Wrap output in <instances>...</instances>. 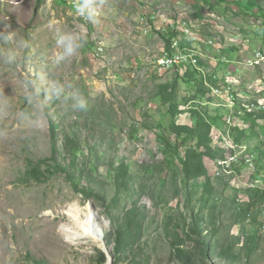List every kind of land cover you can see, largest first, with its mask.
Instances as JSON below:
<instances>
[{
	"label": "rangeland",
	"instance_id": "obj_1",
	"mask_svg": "<svg viewBox=\"0 0 264 264\" xmlns=\"http://www.w3.org/2000/svg\"><path fill=\"white\" fill-rule=\"evenodd\" d=\"M71 1L0 0V264H264V204L239 223L234 210L253 199L249 185L264 186V120L249 124L264 109V61L243 65L264 51V0H92L95 22ZM61 36L78 45L71 54ZM185 50L195 66L168 61ZM174 81V100L161 103L160 84ZM204 101L234 116L213 126V144L230 149L240 117L255 158L245 168L247 152L226 155L235 180L205 158L212 188L201 203L204 179L183 177L186 148L169 127L194 126Z\"/></svg>",
	"mask_w": 264,
	"mask_h": 264
},
{
	"label": "trees",
	"instance_id": "obj_2",
	"mask_svg": "<svg viewBox=\"0 0 264 264\" xmlns=\"http://www.w3.org/2000/svg\"><path fill=\"white\" fill-rule=\"evenodd\" d=\"M37 2H41V0H37ZM196 15L198 17L199 13L198 11L196 12ZM170 40H167L165 44V48L167 51H170ZM261 52H264L263 50ZM184 81H188L187 78L184 79ZM177 87V82L174 81L171 84H160L159 86V97H160V102L165 104L166 102H171L174 100V90H176ZM199 87V85H198ZM197 92H201V87L197 90ZM183 101H186L187 98L183 97ZM207 101V100H206ZM174 105V104H170ZM176 107L172 108L171 110V115L172 118L174 115L177 113L176 112ZM192 113H194L193 116V121H194V126H187V125H178V124H171L169 129L170 133L175 135V145L176 146H182L184 145L186 148L185 154H184V159H181V166H182V173L183 177L186 178L187 182L197 180L198 178H203L204 179V184L202 185L203 188V194L201 196V203H205L208 201L207 195L210 193V188H212V182L211 178L209 176L208 168L204 162V159L207 158L211 162L214 163H221V160L226 158L227 154H230L233 150L232 149H227L224 146L221 145H215L212 142L211 138V131L213 126L219 128V124L221 122L224 123L223 120V113L222 110L221 112H217L216 110L213 112H208L206 110V107H204V114L202 115L199 111H196L194 109H191ZM251 120L249 121V124L251 125V130L256 126L255 122L257 120H264V109L260 110L258 112H251ZM52 122V121H51ZM247 127H238V126H233L232 128H229L228 131L230 133L231 138L235 143H245V138H247ZM250 130V131H251ZM226 132V131H225ZM252 134L254 132L252 131ZM182 135V138L180 139ZM249 135V134H248ZM52 142H55L54 139ZM71 142V139L66 140L64 143V148H68L69 151L72 153L76 152L75 149H78V147L75 145L71 146L69 148V143ZM72 143V142H71ZM188 143H192V145H188ZM55 149V148H54ZM264 149V147H263ZM233 153H231L232 155ZM262 155L264 157V150L262 151ZM75 156V155H74ZM73 156V158H74ZM73 158L71 159L70 166H74V160ZM236 168V166H235ZM35 175H39L36 171H34ZM126 170H122V172H119L116 179L120 180L119 183H123L125 181V175ZM78 180H73L71 177V183L74 187V189L83 194L86 197H89L90 195H94L97 198H102L103 196L97 192L95 189L91 188L90 186H80V183H78ZM186 182V183H187ZM264 186L262 188H251V189H258V190H251V192L254 194L253 199L248 202H246L245 206L241 209V205L237 208H234L236 212V223L243 222L247 220V215H249L252 210L257 211V209L264 204ZM263 192V193H262ZM177 193V189H176ZM239 209V210H237ZM133 213L136 212V208H132L131 210ZM213 214H210V220L213 218ZM255 219H256V214H255ZM198 220L201 222V214L197 213L196 216H194V224L198 222ZM250 221H254L251 218H249ZM118 222V221H117ZM136 228H139V224H136ZM194 231H198V227L194 228ZM211 233L214 234L215 230H211ZM199 235H202V229L198 233ZM198 243L201 245H206L207 243L199 238ZM115 250H118L117 247ZM181 250V249H180ZM40 263V262H38Z\"/></svg>",
	"mask_w": 264,
	"mask_h": 264
},
{
	"label": "built area",
	"instance_id": "obj_3",
	"mask_svg": "<svg viewBox=\"0 0 264 264\" xmlns=\"http://www.w3.org/2000/svg\"><path fill=\"white\" fill-rule=\"evenodd\" d=\"M83 3L84 2H82V0H73V1L70 2L72 7L74 6L75 9H77L78 5H81ZM77 13H80V12L77 11ZM189 21H198V18L197 17L189 18ZM179 32L182 34L181 30H179ZM176 35H177V33H176ZM196 39H197L196 37H192L191 36V41H194ZM173 42H174V37H172V41L170 42V45H173ZM256 53L253 54V57L255 56V58L248 59V63L244 62L243 65L255 66V65H258L261 61H264V53H261L259 51L256 52ZM176 58H183V61H187L189 63H192L194 66L197 64V58L196 57H192V55L188 54L186 50H185V53H183V54H170L168 61L176 60ZM168 61H167V66H168ZM225 93L229 95L228 101H234V94H233L232 90H227V91H225ZM189 107H192V106H190V105L186 106V108H189ZM231 112H233V110H231ZM231 119L232 120L234 119L233 115H231ZM231 119L230 120H225V121H231ZM227 146L232 148V149H234V147H235L232 143L227 144ZM251 156L252 155L243 157L245 165L254 164ZM221 162H222V166H226V167L232 168L233 180H235L234 176L237 177V173H238L236 168L234 166H228V164H226V158L221 160ZM250 186H254V185H249V187Z\"/></svg>",
	"mask_w": 264,
	"mask_h": 264
},
{
	"label": "clouds",
	"instance_id": "obj_4",
	"mask_svg": "<svg viewBox=\"0 0 264 264\" xmlns=\"http://www.w3.org/2000/svg\"><path fill=\"white\" fill-rule=\"evenodd\" d=\"M77 11L80 12L82 15H85L87 19L92 20L93 22H95V19H96V7L92 3V0H85V2L83 4L78 5L77 6ZM57 43L58 44H61V45H65V38L63 36L59 37L57 39ZM75 47H78V45L73 46L70 43L67 44V45H65V47H64V54H71L75 50ZM259 52H261V51H259ZM261 53H264V52H261ZM252 57H253V54H252ZM60 58L63 59L64 58V55H62ZM255 66L257 67L258 65H255ZM232 92H233V94H235L234 93V90H232ZM60 94H61V89H56L55 90V95L56 96H59ZM166 103H168V102H166ZM204 103H205V101H204ZM260 104H262V102L261 103H258L255 106L256 109L253 112L260 111L259 108H258ZM206 106H207V103H205V107ZM76 107L79 108L80 110H85L87 108V104H86L85 101L81 100V101L78 102V104L76 105ZM220 108H221V106H220ZM223 120H224V117H223ZM224 124H225V120H224ZM230 149H232V148H230ZM232 150H234V149H232ZM235 166L236 165H234V167ZM231 176L233 177V175H231ZM253 187H255V186H250V188H253Z\"/></svg>",
	"mask_w": 264,
	"mask_h": 264
},
{
	"label": "crops",
	"instance_id": "obj_5",
	"mask_svg": "<svg viewBox=\"0 0 264 264\" xmlns=\"http://www.w3.org/2000/svg\"><path fill=\"white\" fill-rule=\"evenodd\" d=\"M234 105H235V104H234ZM245 110H246V109H245ZM251 116H252V115H251ZM242 121H243V119H242ZM239 122H241V118H240V117H239ZM239 122H238L239 127H243V126L240 125ZM235 127H236V126H235ZM232 144H233L234 146H237L239 149H241L242 152H247L246 154H253V156L255 155L254 152H253V150H251V149L248 147V145L245 144V143L240 144V143H235V142H233ZM254 158H255V156H254ZM242 166L245 167V168H247V165H246V166L242 165Z\"/></svg>",
	"mask_w": 264,
	"mask_h": 264
},
{
	"label": "bare ground",
	"instance_id": "obj_6",
	"mask_svg": "<svg viewBox=\"0 0 264 264\" xmlns=\"http://www.w3.org/2000/svg\"><path fill=\"white\" fill-rule=\"evenodd\" d=\"M235 125H237V124H235ZM235 125H234V126H235ZM250 155H252L251 158H252V160L254 161V156H253V154H244V155H242V156L240 155V159H242V160L244 161L243 157H245V156H250ZM234 159H235V157H231V160H230V161H234ZM244 164H245V163H244ZM227 169H228V168H227ZM222 170H223V172H225V173H229V172H230V171L226 172V171H227L226 168H223V167H222ZM218 173H219V172H218ZM76 213H77V212H76ZM83 226H84V224H83ZM88 229H89V228L87 227V228L85 229L84 232H85L87 235H91V233H90L91 230L89 229V230H90V231H89ZM94 231H95V230H94ZM68 232H69V231H68ZM77 234H78V233H77ZM82 234H84V233H82Z\"/></svg>",
	"mask_w": 264,
	"mask_h": 264
}]
</instances>
